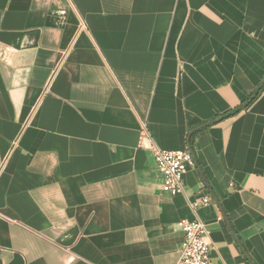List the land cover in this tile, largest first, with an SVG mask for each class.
Segmentation results:
<instances>
[{
  "label": "crops",
  "instance_id": "0c3cea01",
  "mask_svg": "<svg viewBox=\"0 0 264 264\" xmlns=\"http://www.w3.org/2000/svg\"><path fill=\"white\" fill-rule=\"evenodd\" d=\"M264 0H0V264H264Z\"/></svg>",
  "mask_w": 264,
  "mask_h": 264
},
{
  "label": "built area",
  "instance_id": "2783aa9c",
  "mask_svg": "<svg viewBox=\"0 0 264 264\" xmlns=\"http://www.w3.org/2000/svg\"><path fill=\"white\" fill-rule=\"evenodd\" d=\"M153 156L162 176V192L172 196L185 194L183 176L189 167L196 165L189 146L183 151L163 150L154 146ZM210 203L209 195L201 196L190 203L196 218L192 221L183 219L180 223L184 241L178 264H211L212 245L209 230L206 223L197 215L201 208Z\"/></svg>",
  "mask_w": 264,
  "mask_h": 264
},
{
  "label": "trees",
  "instance_id": "16d2710c",
  "mask_svg": "<svg viewBox=\"0 0 264 264\" xmlns=\"http://www.w3.org/2000/svg\"><path fill=\"white\" fill-rule=\"evenodd\" d=\"M264 85V80L262 82V84L259 86V88L251 95V97L245 101L241 106H239L238 108H236L235 110L229 112V113H226V114H223V115H220L218 116L217 118H215L214 120L212 121H209V122H205L203 124H201L200 126L194 128L193 130L190 131L189 133V136H188V139H187V144L191 150L192 153H194V143H195V138H196V135L209 128L212 124H215L217 122H220V121H223V120H226V119H229L231 117H234L236 115H238L239 113H241L243 110H245L254 100L255 98L259 95L262 87ZM212 123V124H210Z\"/></svg>",
  "mask_w": 264,
  "mask_h": 264
},
{
  "label": "water",
  "instance_id": "95a60500",
  "mask_svg": "<svg viewBox=\"0 0 264 264\" xmlns=\"http://www.w3.org/2000/svg\"><path fill=\"white\" fill-rule=\"evenodd\" d=\"M210 124H212V123H210Z\"/></svg>",
  "mask_w": 264,
  "mask_h": 264
}]
</instances>
